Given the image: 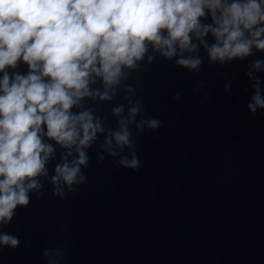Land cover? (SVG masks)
<instances>
[{"label":"water","instance_id":"1","mask_svg":"<svg viewBox=\"0 0 264 264\" xmlns=\"http://www.w3.org/2000/svg\"><path fill=\"white\" fill-rule=\"evenodd\" d=\"M212 23L210 14L201 18ZM192 43L195 50L177 49L171 58L149 43L116 85L90 78L91 95L71 109L90 111L103 129L83 149L86 180L71 190L61 182L62 195L54 194L56 166L78 153L45 138L54 148L47 174L37 177L41 187L29 193V205L0 226L20 240L0 247V264H264V109L253 115L247 107L256 78L264 89V67H252L264 51L221 62L210 59L211 32ZM180 58L201 63L189 69ZM5 71L13 77L30 69L18 61ZM105 91L110 99L97 94ZM137 105L128 124L134 147L109 155L106 140ZM151 119L160 122L156 129ZM133 151L140 167L121 166Z\"/></svg>","mask_w":264,"mask_h":264},{"label":"clouds","instance_id":"2","mask_svg":"<svg viewBox=\"0 0 264 264\" xmlns=\"http://www.w3.org/2000/svg\"><path fill=\"white\" fill-rule=\"evenodd\" d=\"M207 14L213 23L201 24ZM209 32L216 40L208 49L212 61L243 60L253 48L264 51V0H0V226L10 224L16 209L29 205V193L41 187L37 177L47 174L54 152L45 138L69 149V156L73 146L78 153L77 159L56 166L54 194L62 195L61 182L71 190L86 180L81 175V166L88 163L83 149L103 129L90 111L76 114L71 109L91 95V77L116 85L122 69L135 67L149 43L171 58L177 49L195 50L193 36L202 41ZM18 61L30 71L10 77L5 69ZM177 63L195 69L201 61L180 58ZM252 67L261 69L264 61H254ZM253 87L247 107L256 115L264 109L259 78ZM97 94L111 98L107 91ZM122 111V106L114 109L115 114ZM139 111L138 105L131 107L120 130L110 133L109 155H117L114 147H134L128 124ZM147 123L156 129L160 122ZM119 163L135 170L141 162L133 151L131 159L121 157ZM19 243V237L0 232V247Z\"/></svg>","mask_w":264,"mask_h":264}]
</instances>
